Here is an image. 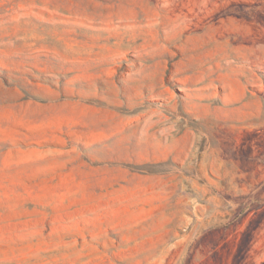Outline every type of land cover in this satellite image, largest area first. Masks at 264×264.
<instances>
[{"label":"rangeland","instance_id":"1","mask_svg":"<svg viewBox=\"0 0 264 264\" xmlns=\"http://www.w3.org/2000/svg\"><path fill=\"white\" fill-rule=\"evenodd\" d=\"M0 264H264V0H0Z\"/></svg>","mask_w":264,"mask_h":264}]
</instances>
